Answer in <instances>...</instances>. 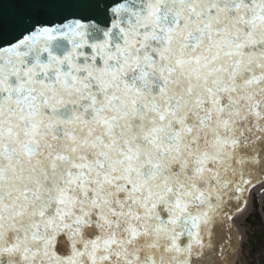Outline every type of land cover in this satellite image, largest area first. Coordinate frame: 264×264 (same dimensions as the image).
<instances>
[{"label": "snow or ice", "instance_id": "snow-or-ice-1", "mask_svg": "<svg viewBox=\"0 0 264 264\" xmlns=\"http://www.w3.org/2000/svg\"><path fill=\"white\" fill-rule=\"evenodd\" d=\"M261 196L264 0H0V264H230Z\"/></svg>", "mask_w": 264, "mask_h": 264}, {"label": "water", "instance_id": "water-1", "mask_svg": "<svg viewBox=\"0 0 264 264\" xmlns=\"http://www.w3.org/2000/svg\"><path fill=\"white\" fill-rule=\"evenodd\" d=\"M259 214V213H258ZM261 217L259 215V219L253 221L251 224L255 225L257 223H261ZM261 228H257V230L253 233H250V246L252 247L253 251H256L257 248H259L260 246H264V231H261ZM260 263L264 264V257H262L260 259Z\"/></svg>", "mask_w": 264, "mask_h": 264}, {"label": "flooded vegetation", "instance_id": "flooded-vegetation-1", "mask_svg": "<svg viewBox=\"0 0 264 264\" xmlns=\"http://www.w3.org/2000/svg\"><path fill=\"white\" fill-rule=\"evenodd\" d=\"M248 255H249V262H248V264H255V262H254V259L252 258L253 256L250 254V253H248Z\"/></svg>", "mask_w": 264, "mask_h": 264}, {"label": "rangeland", "instance_id": "rangeland-1", "mask_svg": "<svg viewBox=\"0 0 264 264\" xmlns=\"http://www.w3.org/2000/svg\"><path fill=\"white\" fill-rule=\"evenodd\" d=\"M241 219H242V217H241ZM238 222H239V221H238ZM236 252H237V251H236ZM236 254H237V253H236ZM235 262H236V260H235V258H234L233 261H232V263L235 264ZM232 263H231V264H232ZM238 263H239V262H238Z\"/></svg>", "mask_w": 264, "mask_h": 264}]
</instances>
